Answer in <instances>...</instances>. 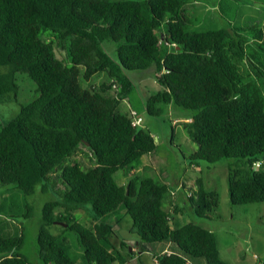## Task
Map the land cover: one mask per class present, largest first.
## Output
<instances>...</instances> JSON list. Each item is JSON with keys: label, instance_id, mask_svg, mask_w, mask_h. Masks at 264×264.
Segmentation results:
<instances>
[{"label": "trees", "instance_id": "trees-1", "mask_svg": "<svg viewBox=\"0 0 264 264\" xmlns=\"http://www.w3.org/2000/svg\"><path fill=\"white\" fill-rule=\"evenodd\" d=\"M190 1L0 0V99L18 93L19 72L39 91L0 122V184H14L27 197L39 186L54 188L37 235L45 264L124 263L135 245L150 251L157 244L164 245L154 252L157 264H193L191 258L233 264L215 232L176 220L180 204L167 181L135 171L158 143L149 128L133 125L131 109H120L135 87L126 70L155 64L161 88L147 97V111L161 115L159 104L172 102L192 109L184 121L198 144L191 157L228 160L231 203L264 201V22L198 30L186 12ZM104 41L116 44L117 58ZM97 72L105 77L84 88L81 79ZM84 154L90 164L80 160ZM119 170L126 180H117ZM190 189L195 212L211 217L219 191L208 189L202 175ZM87 204L95 215L82 222L76 211ZM26 207L30 214L32 204ZM123 210L129 225L102 218ZM55 221L63 231L50 230ZM119 227L138 239L124 237ZM66 230L82 249L78 261L70 257ZM127 240L134 242L131 251ZM23 242V229L15 235L0 229V264H34L21 251Z\"/></svg>", "mask_w": 264, "mask_h": 264}, {"label": "rangeland", "instance_id": "rangeland-1", "mask_svg": "<svg viewBox=\"0 0 264 264\" xmlns=\"http://www.w3.org/2000/svg\"><path fill=\"white\" fill-rule=\"evenodd\" d=\"M186 12L192 18L193 27L205 30L219 27H241L256 22H264V0H191L186 5ZM167 32L166 24L161 33ZM103 45L109 54L117 58L116 44L104 41ZM59 57H63L62 49L57 48ZM133 79L135 87L129 97L122 100L120 109L128 111L136 109L142 116L141 126L149 128L155 136L158 148L147 153L141 160L135 162V171L143 175L162 178L172 189L174 201L180 204L176 220L180 223L195 220L216 233L222 256L233 264H264V201L233 204L230 202L228 160L208 162L204 159H194L192 153L198 149V144L188 134L184 127L185 117L191 118L192 109L180 106L174 102L159 104L163 108L161 115L150 114L146 109L147 97L159 90L156 82V65L144 69L126 70ZM105 77V72H97L89 79L82 78L81 85L90 88ZM19 90L12 101L0 99V122L7 121L16 115L22 103L32 101L38 94L36 82L24 72L17 75ZM84 164H90V158L85 154L80 156ZM202 175L208 189H215L220 193V204L212 211L211 217L199 216L193 207L188 195L195 180ZM118 181L126 180L123 170L115 173ZM182 196L178 195V190ZM184 192V194H183ZM56 196L55 190L49 186L47 191L38 192L28 197L14 187V184H0V214L2 222L0 229L6 235L20 234L23 229L24 242L21 251L34 262L45 264L37 253V235L43 222V206L47 199ZM183 200V205L181 199ZM32 204L28 214L26 202ZM76 211L82 222L95 215L92 205ZM91 208V209H90ZM112 213L102 216L103 219L115 221L120 218L124 224H131L130 215ZM100 218V216H98ZM63 224L55 221L49 225L53 233L63 231ZM119 226V225H117ZM120 228V227H119ZM124 227L120 228L121 230ZM64 235L71 240L69 245L70 257L73 260L82 258V249L79 247L75 232L66 230ZM133 241L138 239L137 234L131 235ZM117 246H121L119 235L113 237ZM133 241H128V250L134 247ZM164 245L157 244L150 251H138L127 257L124 263L114 264H157L154 252L159 253ZM193 264H207L204 258H191Z\"/></svg>", "mask_w": 264, "mask_h": 264}, {"label": "built area", "instance_id": "built-area-1", "mask_svg": "<svg viewBox=\"0 0 264 264\" xmlns=\"http://www.w3.org/2000/svg\"><path fill=\"white\" fill-rule=\"evenodd\" d=\"M131 116H132L133 125L140 126L141 122H142V116L139 115V113L136 109H131Z\"/></svg>", "mask_w": 264, "mask_h": 264}, {"label": "water", "instance_id": "water-1", "mask_svg": "<svg viewBox=\"0 0 264 264\" xmlns=\"http://www.w3.org/2000/svg\"><path fill=\"white\" fill-rule=\"evenodd\" d=\"M121 234L126 238H129L132 235L131 231L126 228L121 230Z\"/></svg>", "mask_w": 264, "mask_h": 264}, {"label": "crops", "instance_id": "crops-1", "mask_svg": "<svg viewBox=\"0 0 264 264\" xmlns=\"http://www.w3.org/2000/svg\"><path fill=\"white\" fill-rule=\"evenodd\" d=\"M156 82H157V80H156ZM158 83V82H157ZM160 85V84H159ZM161 88V85H160V87H159V89ZM191 118H188V117H185V119H184V121H188V120H190ZM179 192H178V195L181 197L182 195V192H180L181 191V189L180 190H178ZM183 194H184V192H183ZM181 199V198H180ZM167 246V245H166ZM154 258H156L155 256H154Z\"/></svg>", "mask_w": 264, "mask_h": 264}]
</instances>
